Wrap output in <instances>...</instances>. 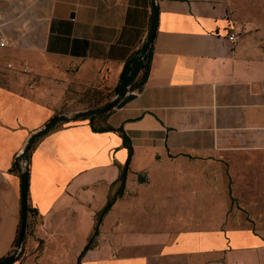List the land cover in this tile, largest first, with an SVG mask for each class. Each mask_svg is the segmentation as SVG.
I'll use <instances>...</instances> for the list:
<instances>
[{
  "label": "crops",
  "instance_id": "obj_1",
  "mask_svg": "<svg viewBox=\"0 0 264 264\" xmlns=\"http://www.w3.org/2000/svg\"><path fill=\"white\" fill-rule=\"evenodd\" d=\"M157 1L151 68L136 97L55 127L30 149L32 211L11 264H264V232L234 227L230 213L264 210L250 190L255 176L264 183V0ZM152 7L151 0H0V37L8 42L0 48L62 59L76 84L113 97L149 33ZM55 113L0 86V259L19 230L15 156Z\"/></svg>",
  "mask_w": 264,
  "mask_h": 264
},
{
  "label": "rangeland",
  "instance_id": "obj_2",
  "mask_svg": "<svg viewBox=\"0 0 264 264\" xmlns=\"http://www.w3.org/2000/svg\"><path fill=\"white\" fill-rule=\"evenodd\" d=\"M66 69L68 65L62 59L41 56L28 59L24 54H11L0 48V86L40 104L52 106L56 115L74 114L80 110L92 109L107 103L112 98V93H109L105 87L76 84L72 80L73 74L66 72ZM81 119L84 118L67 119L56 128L68 123H77ZM34 120L35 117L32 115L27 122L32 123ZM21 166L28 169L29 158L23 159ZM255 177L258 179V176ZM256 179L252 181V189H250L254 194L256 193L252 198V204L262 205L260 208L263 209L264 198L259 197L264 196V183ZM228 183L231 186L230 175H228ZM243 195L246 196V193ZM235 211V213L230 212L232 215L235 214V218L231 221L234 227L248 226L258 232H264V210Z\"/></svg>",
  "mask_w": 264,
  "mask_h": 264
},
{
  "label": "water",
  "instance_id": "obj_3",
  "mask_svg": "<svg viewBox=\"0 0 264 264\" xmlns=\"http://www.w3.org/2000/svg\"><path fill=\"white\" fill-rule=\"evenodd\" d=\"M152 1L153 9V20L150 26L149 33L145 39H143L141 48L135 55H138L137 62L133 65L132 69L128 71L126 77L121 76L119 83L114 87L113 97L106 103H103L100 106H97L92 109H84L75 112L74 114L62 113L55 114L50 117L43 126L32 131L22 149H20L16 156L15 162L18 164V171L20 174V192H21V214H20V230L18 231L17 243L13 248L12 252L7 255L4 259L0 260V264H11L17 257L20 255L22 247L24 246V239L27 231V214H28V198H29V172L28 169L22 168L23 156L32 149L33 144L36 140L42 137L44 134H47L52 129L58 126V124L65 122L67 119H77V118H86L92 119L95 116L101 115L103 113H108L112 109L123 107L125 104L134 99L137 95L136 92L132 91L130 88L134 83L137 75L141 72V69L146 60L148 48L154 40L157 25L159 23V5L157 0Z\"/></svg>",
  "mask_w": 264,
  "mask_h": 264
},
{
  "label": "trees",
  "instance_id": "obj_4",
  "mask_svg": "<svg viewBox=\"0 0 264 264\" xmlns=\"http://www.w3.org/2000/svg\"><path fill=\"white\" fill-rule=\"evenodd\" d=\"M152 55H153V52H152V47L150 45L149 48H148V52H147V56H146V60L144 62V65H143V67L141 69V72L138 73V75H137L134 83L132 84V87L130 88L131 90H135V89L141 90L144 87L145 82H146V79H147L148 74L150 72V68H151V56ZM138 58H139L138 55H134L131 58V60L125 66L124 71H122V75L121 76L126 77L128 71H130L132 69L133 65L137 62ZM95 117H93L92 119H94ZM92 119H90V120H92ZM92 127H93V129L95 131H105V132H107V131L118 130V129H115V128L111 127V126H107V127H105V126L96 127V126L92 125ZM121 133L123 134L122 137H123L124 143L126 145H129V140L126 138V135L123 132H121ZM129 149H130V153H129V157H128L127 163H128V161L130 159L131 153H133V149H132L131 146L129 147ZM29 154H30V151H28L23 156V158L24 159L25 158H28ZM124 168L125 169H123L122 172H121V174H120V177H119L120 185L118 186L117 191H116V193L119 194V195L122 194L123 188H124V185H125V181H126V169L128 168L127 167V164H126V166ZM12 170H18V164L16 162H14V165H12ZM114 201H115V197H111L109 199V201H107L105 207L98 212V217L96 219V225H95V231L90 236V239L88 241V244L86 246V249H83L82 253L91 247V245H92V243H93V241H94L97 233L99 232L98 226L100 224V221L106 215V213L110 210V208H111V206H112V204H113ZM27 210H28V214L32 211V209H31V207L29 205H28V209ZM28 214H27V229L29 227V224H28ZM19 230H20V223H19ZM82 253H81V255H82ZM2 259H4V258H1L0 260H2Z\"/></svg>",
  "mask_w": 264,
  "mask_h": 264
},
{
  "label": "built area",
  "instance_id": "obj_5",
  "mask_svg": "<svg viewBox=\"0 0 264 264\" xmlns=\"http://www.w3.org/2000/svg\"><path fill=\"white\" fill-rule=\"evenodd\" d=\"M237 37H238V34L236 32H232L229 35V38L231 40H235ZM5 46H8V42L0 37V47H5Z\"/></svg>",
  "mask_w": 264,
  "mask_h": 264
}]
</instances>
